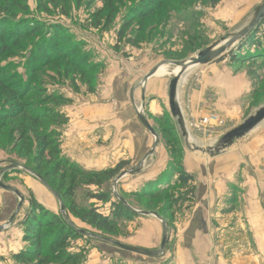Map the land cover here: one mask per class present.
Returning a JSON list of instances; mask_svg holds the SVG:
<instances>
[{"label": "rangeland", "instance_id": "1", "mask_svg": "<svg viewBox=\"0 0 264 264\" xmlns=\"http://www.w3.org/2000/svg\"><path fill=\"white\" fill-rule=\"evenodd\" d=\"M263 3L264 0H166L144 21L129 23L140 0L20 2L14 8L17 20L60 24L65 28L64 34L71 35L78 43L77 55H87L82 68L93 67L83 73L82 68L71 64L72 57V60L65 58L51 63L36 74L39 83L34 86L47 92L29 98L41 99L46 94H55L59 100L47 104L66 118L58 125L49 122L50 129L60 135L57 137L61 141L60 154L87 171L109 172L117 170L122 163L124 169L120 174L136 170L141 163L143 168L140 173L121 179L117 186L114 180L120 174L104 179L101 175L86 178L72 176L63 170L58 172L56 158L48 152L38 163L36 159L40 153L36 147L25 152L28 146L31 148V143L20 140L18 122L7 126L5 134L0 132V175L4 169H14L5 173L7 178L5 175L0 178L1 182L21 193L24 203L16 218L8 223L20 200L14 193L0 188V228H3L0 231V264H17L14 255L26 245L23 244V224L30 215L32 198L45 210L63 215L77 230L86 233L85 241L64 240L63 246L54 252L60 253L56 256L59 258L51 259L47 264H264V122L252 130L254 132L236 138L231 145L220 149L221 140L227 133L264 108V64L249 59L230 68L235 75L244 72L253 83L249 95L241 99V113L235 120L228 119L216 108L214 87L205 101L197 106L194 103V93L204 87L205 78L212 74L205 69L212 63L191 67L179 76L177 88L187 79V95L181 110L183 119L188 117L185 126L189 140L172 116L170 94L165 100L159 98L160 101L154 99L152 102L150 89L146 93L151 77L145 79L160 63L187 62L210 46L230 40L247 27ZM257 29L258 35L264 37V20ZM35 40V37L26 40L27 50L20 46L10 49L0 60L1 64L26 59ZM240 43L216 62L232 63V53L238 50ZM222 66L227 67L226 64ZM176 67L169 65L171 72ZM176 75H170V84ZM132 89L137 94L134 102ZM110 91L112 97L108 94ZM220 92L217 90L218 94ZM7 94V90L0 88V106L10 105L5 98ZM141 95L145 97L142 101ZM97 105L104 107L105 112L97 113L94 110ZM139 114L159 137L152 155L149 153L156 137L140 122ZM212 116L217 120L204 126L202 120L210 121ZM105 122L110 125L107 130L106 127L104 131L97 129ZM11 129L15 134L9 138ZM85 151L88 154L83 153ZM83 154H87L84 159H72ZM186 154L189 156L185 159ZM176 165L182 166L193 178L190 185L175 184L179 176L174 171ZM26 166L37 168L43 174H58L53 180L55 185H65L61 193H65L70 184L75 185L74 196L66 199L69 206H95L99 212L109 215L112 204L123 197L129 207L139 213L132 221H121L114 232L91 227L71 213L69 218L65 217L61 213L63 201ZM150 175H157L159 178L154 183L164 186L152 191H163L166 187L168 191L150 199L131 195L129 190ZM228 178L234 179V183L228 188L227 196L219 199V192L228 186ZM93 180L102 186L92 184ZM189 187L193 188L192 196L175 204L174 199ZM135 191L144 190L137 187ZM96 192L108 194L109 199L92 198L91 194ZM54 231V227L43 228L45 247ZM165 233L168 243L158 256L135 255L108 242L157 252Z\"/></svg>", "mask_w": 264, "mask_h": 264}, {"label": "trees", "instance_id": "2", "mask_svg": "<svg viewBox=\"0 0 264 264\" xmlns=\"http://www.w3.org/2000/svg\"><path fill=\"white\" fill-rule=\"evenodd\" d=\"M22 1L26 0H0V60H2L3 56L9 54V50L13 47L20 46L22 49L27 50L28 46H26V40L30 37L36 38V40L32 42L34 43L32 50L29 52L30 54L26 56V59H19L6 64H1L2 62H0V88L2 91L7 90L9 92L5 98L10 104L8 106H0V132L3 131L5 134L7 126L18 122L21 128L20 140H26L29 144L31 143V148L28 149V146L25 152H29L33 147H36L40 153L36 159L37 163L40 162L39 159L46 157L48 152L49 155L56 158L55 167L58 172L63 170L65 173H71L72 176L86 178H95V175H101L104 179L105 176L108 178H116L120 174L121 169H124L122 168L123 163L119 164L117 170L109 172L108 170L105 172L87 171L60 154L61 141L57 139L60 135L56 131L50 129V123L58 125L60 122L66 121V118L63 117L59 111H56L53 107L48 105L49 102L59 100L58 96L55 94H46L44 95L45 97L41 99L29 98L31 95L40 96L44 94L45 91L47 92V90L38 89L34 86L39 83L36 74L46 68L45 66L65 58L72 60V57H74L71 64L78 68H82L81 64L85 63L83 61L87 58V55H77L79 53L78 43L73 41L71 35L64 34L65 28L60 24L39 23L37 21L29 22L28 19L26 21L17 20L14 8ZM111 1L114 2L115 0ZM165 1L166 0H140L139 7L138 9L136 8L137 11L135 15H132L129 23L134 20L144 21V19L157 12ZM249 59H255V61L264 64V37L258 35L257 28L241 41L237 51H233L231 62L246 63ZM21 67L25 69H23V71H18ZM89 69H93V67H83L82 72L86 73ZM58 70L59 72L61 71V69ZM8 132L9 138L13 137L15 134L12 129ZM22 152H24V150H22ZM26 167L30 171L32 170L37 173L40 180L51 188L65 203L66 215L68 218L71 213L91 227L93 226L104 232H114L117 228L116 226L120 224L121 221H132L138 214L121 201L112 204L111 208H109V215L99 212L95 206L91 208L81 206L80 208H75L74 206H69L68 200L66 199L74 196L75 185L70 184L65 193H61L65 185H55L53 180L58 174L52 172L43 174L41 170L37 168L33 169L29 166ZM174 171H176V174L179 173L175 182L177 186H188L193 182V178L182 166L176 165ZM6 175L7 174H5L4 178H7ZM94 180L92 184L102 186L101 183L99 184L97 181L94 182ZM157 187L160 188L164 186L162 184L156 185L151 181L142 188L144 191H135L132 192L131 195L133 194V196L149 199L158 198L167 190V187L164 188L163 191H152V189H156ZM192 193V187L183 190L178 199H174V203L176 204L179 203L180 200H186V198L192 196ZM91 197L100 201L109 199L108 194L98 192L92 193ZM29 214V217L23 224V228L25 229L23 244L26 245L19 253L14 255L17 264H47L49 260L59 258L56 256L60 255V253L56 254L54 252L63 246V241L67 238L79 241L86 240L85 234L77 230V228H75L71 222L67 221L63 215H55L45 210L44 207L33 198ZM49 227H54L55 231L50 235L51 239H49L48 246L45 247L42 230L43 228L48 229ZM72 258L73 257H71V259Z\"/></svg>", "mask_w": 264, "mask_h": 264}, {"label": "water", "instance_id": "3", "mask_svg": "<svg viewBox=\"0 0 264 264\" xmlns=\"http://www.w3.org/2000/svg\"><path fill=\"white\" fill-rule=\"evenodd\" d=\"M262 20H264V3L261 4V6L257 10L256 14L254 15V18L247 25V27L244 28L243 30L239 31V33L235 34L233 36V38H231L230 40H223L219 44H215V45L210 46L208 49L198 53L194 58H191L187 62H163V63H160V66L154 68L152 71H150L146 75L145 79L148 80V78L154 76L159 71L160 67L163 66V65H173V66L176 65V66H178V67H180L182 69V72L177 74L175 76V79L170 84V91H169V93H170V101H169V105L171 107L172 116H173V118L177 119V122H179L181 131H182L183 135L185 136L186 140H189V136H187L186 126H185V122H184V119H183L182 110H181V107L179 106L178 100H177V97H178L177 85H178V82L180 80L179 76L181 74H183L185 71H187L190 68V66H200V65H204V64L213 63L214 61L218 60L219 58H221L225 54L231 52L235 48V45H237V43H239L240 41L245 39L248 36V34H250L253 30H255L262 23ZM144 99H145V97H144ZM139 120L143 124V126L147 130H149L153 134L154 137H156L155 145H154L153 149L149 153V155H152L154 153L155 148L157 147V145L159 143V137L156 134L155 130L153 129L152 125L141 114H139ZM262 122H264V108L259 110L256 113L255 116H251L246 122H244V124L238 126L233 131L227 133L226 136L221 140L220 149L231 145V143L236 138H242V137L247 136L249 133H251V131L255 127H257ZM200 150L201 149H199V151ZM215 150L218 151L219 148H217ZM142 166H143V163H141V165L136 170L134 169V170L125 171V172L121 173L114 180L115 186H117L120 183V180L125 178L126 176H134V174L140 173L142 171V168H143ZM12 169H14V168L13 167H9L7 169L2 170V173H1L0 176L3 177L5 175V173H7L8 171H10ZM0 188L14 193L16 196H18V198L20 200L18 208L16 209L15 214H13V216L11 217V219L8 222V223H11L16 218L19 210L21 209V207H22V205L24 203V197L21 195V193L18 190H15L11 186H7L3 182H1V178H0ZM117 197H119V196H117ZM58 199L61 200L59 197H58ZM119 199L128 208H130L128 203H127V201L123 197H119ZM134 212H137V211H134ZM61 213H63L65 215V217H66L65 207H64L63 202L61 204ZM137 213H139V212H137ZM142 214L150 216L151 213L150 214L149 213H142ZM154 215L156 217H158L156 214H154ZM66 220H68V219L66 218ZM2 229L3 228H0V231H2ZM83 233L86 234L85 232H83ZM163 240L164 241L162 243L161 249H160V251H157V252L156 251H152V250L148 251V250L141 249V248H137L136 249V248L127 246V245H125L123 243L121 244V243H118V242H115V241H111V240H108V242H111L112 244H114L118 248L124 249V250H126V251H128L130 253L135 254V255L138 254V255H142V256L151 257V256H158L160 254V252H163L164 248L166 247V244L168 243L166 233H165V235L163 237Z\"/></svg>", "mask_w": 264, "mask_h": 264}, {"label": "crops", "instance_id": "4", "mask_svg": "<svg viewBox=\"0 0 264 264\" xmlns=\"http://www.w3.org/2000/svg\"><path fill=\"white\" fill-rule=\"evenodd\" d=\"M235 62L236 61L229 63L227 61L226 62L223 61V62L218 63L215 61V63L209 64V66L205 68L206 70L208 68V70H210L212 72V74L209 75L208 77H206L207 75L205 76L206 78H205L204 87L200 91H197L194 93L193 100H194V103L196 106L198 104L202 103L203 101H205L206 97L209 94H212L211 88L214 87L213 91H214V95L216 96L215 106L218 109V111L220 113H222L225 117H228V119L235 120V118L240 116V113H241L240 103L242 102L241 99L244 98L245 96L249 95V92L251 91L250 87L253 85V83H252V78L250 76H246V74H244V72L243 73H237L235 75L234 73H232L230 71V68L234 69V66L236 68V66H238V64L241 65L240 62H238V63H235ZM222 64H226L228 68L226 66L223 67ZM235 70H234V72H236ZM146 71L149 72V69L146 68ZM170 75L171 74H164V75L158 76L156 74L155 76L149 78V80L147 81L146 93H147V89H150L149 90V93H150L149 97H150L152 102L154 99H158L157 101H160L159 98L164 99V98H166V96L168 97V94H170L169 93V86H170V81H169L170 78L169 77H170ZM153 80H155V81L152 82ZM131 82H132V79H130V84H131ZM151 82L153 85L150 87ZM210 84L212 86H210ZM129 86H131V85H129ZM134 89H136V88H134ZM134 89H132V92H131V99L133 102L135 100V97H137V94L134 93V91H135ZM167 89H168V93H167ZM217 90H219V91L221 90L220 94L217 93ZM186 91H187V79L184 80L183 82H181V84H179V86L177 88V93H178L177 98H178V102H179L180 107H181V105H183V102L186 99V95H187ZM108 94L111 97L113 96V95H111V91L108 92ZM143 97H144V95H141V101L143 100L142 99ZM152 107H155V105H152ZM94 110H96L97 113H101L103 111L105 112L104 107L102 108L100 105H97L94 108ZM98 115H101V114H98ZM185 119L187 120L188 117L185 118V116H184V122L187 123ZM99 120H101V118H99ZM109 126L110 125L107 124V122H105L102 127H99L97 129L104 131L103 129L106 127L105 130H107V128H109ZM258 126H260V124ZM258 126L255 127L253 130L258 129ZM252 132H254V131H252ZM83 153H87V152L85 151ZM87 154H83V156L76 155V156H73L72 159L73 160L84 159ZM188 156L189 155L186 154L185 159ZM190 161H192V160H190ZM187 167L189 169V166H187ZM188 171L192 174V171L190 169ZM157 175L156 176L150 175V177L148 179H146L145 181H142L141 184L139 183L138 185H135V188H132V190L130 189L129 191L134 192L137 189V187L143 188L146 184H148L151 181L156 182L157 179L159 178L158 177L159 175L158 176ZM163 176H164V174H163ZM228 179H229L228 186L225 185L223 187L222 191L219 192V194H220L218 196L219 199H220V197L227 196L226 193L229 191L228 188H230V186L234 183V179H232V178H228Z\"/></svg>", "mask_w": 264, "mask_h": 264}, {"label": "bare ground", "instance_id": "5", "mask_svg": "<svg viewBox=\"0 0 264 264\" xmlns=\"http://www.w3.org/2000/svg\"><path fill=\"white\" fill-rule=\"evenodd\" d=\"M191 67H195V66H190ZM189 68V69H190ZM188 69V71H189ZM182 72V69L180 67H176L174 72H171V69L169 68V65H163L160 67L159 71L157 72L158 76L164 75V74H178L179 72ZM188 71H185V73H187Z\"/></svg>", "mask_w": 264, "mask_h": 264}, {"label": "built area", "instance_id": "6", "mask_svg": "<svg viewBox=\"0 0 264 264\" xmlns=\"http://www.w3.org/2000/svg\"><path fill=\"white\" fill-rule=\"evenodd\" d=\"M217 120V118L216 117H214V116H212V119L210 120V121H208V119H203L202 121V124L204 125V126H206V124H209L212 120ZM212 124H214V123H212Z\"/></svg>", "mask_w": 264, "mask_h": 264}]
</instances>
